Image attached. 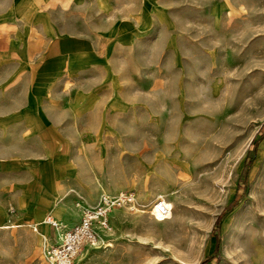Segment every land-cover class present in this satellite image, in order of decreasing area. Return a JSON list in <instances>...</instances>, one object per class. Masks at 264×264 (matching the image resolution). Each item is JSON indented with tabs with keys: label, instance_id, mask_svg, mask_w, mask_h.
<instances>
[{
	"label": "crops",
	"instance_id": "crops-1",
	"mask_svg": "<svg viewBox=\"0 0 264 264\" xmlns=\"http://www.w3.org/2000/svg\"><path fill=\"white\" fill-rule=\"evenodd\" d=\"M180 1L0 0V256L8 264L60 243L102 192L133 187L120 180L122 166L137 168L138 142L160 139L153 126L164 123L148 94L179 91L145 79L160 75L153 61L185 37L174 17ZM209 12L231 18L239 7L222 0ZM175 146L170 173L184 156ZM125 217L113 211L98 243Z\"/></svg>",
	"mask_w": 264,
	"mask_h": 264
},
{
	"label": "rangeland",
	"instance_id": "rangeland-1",
	"mask_svg": "<svg viewBox=\"0 0 264 264\" xmlns=\"http://www.w3.org/2000/svg\"><path fill=\"white\" fill-rule=\"evenodd\" d=\"M182 1L174 17L185 37L153 61L160 75L145 79L179 86L148 94L164 121L153 126L160 139L138 142L137 168L122 166L120 180L133 187L105 192L132 191L144 207L112 210L128 217L104 243L85 244L73 264H199L212 254L213 225L236 193L208 264H264V136L254 150L250 144L264 133V0H233L239 13L231 18L209 12L222 0ZM177 143L184 156L170 173ZM158 194L172 207L167 219L150 214ZM39 255L27 264H47ZM0 264L8 262L0 256Z\"/></svg>",
	"mask_w": 264,
	"mask_h": 264
},
{
	"label": "built area",
	"instance_id": "built-area-1",
	"mask_svg": "<svg viewBox=\"0 0 264 264\" xmlns=\"http://www.w3.org/2000/svg\"><path fill=\"white\" fill-rule=\"evenodd\" d=\"M144 207L132 191L116 194L102 192L96 201L83 204L79 222L61 235L60 243L44 250L47 264H73L74 259L85 244L96 245L101 232H109L111 225L109 214L114 209L139 210ZM171 207L161 198H156L150 206V214L154 218H166ZM46 221L53 227L58 223L50 216Z\"/></svg>",
	"mask_w": 264,
	"mask_h": 264
},
{
	"label": "trees",
	"instance_id": "trees-1",
	"mask_svg": "<svg viewBox=\"0 0 264 264\" xmlns=\"http://www.w3.org/2000/svg\"><path fill=\"white\" fill-rule=\"evenodd\" d=\"M263 136H264V133L263 134L261 133L259 135L258 139H252L251 140V143H250L251 144V150L255 149L259 139L262 138ZM249 164H250V160H247L245 162V166L247 167V166H249ZM242 181H244V180H242ZM242 181H240V180L238 181V189H239V185H241V188L244 190V185H243ZM236 203H237V193L235 194V197L233 198V200L223 208V210L221 211V213L219 214V216L217 217V219L213 225V228L211 231L212 237L214 240V248H213L212 254L205 257L203 260H201L199 262V264H208L211 260L216 258V255L219 251L220 223H221L223 217L232 210V208L236 205Z\"/></svg>",
	"mask_w": 264,
	"mask_h": 264
},
{
	"label": "bare ground",
	"instance_id": "bare-ground-1",
	"mask_svg": "<svg viewBox=\"0 0 264 264\" xmlns=\"http://www.w3.org/2000/svg\"><path fill=\"white\" fill-rule=\"evenodd\" d=\"M163 199V198H162ZM164 200V199H163ZM165 201V200H164ZM166 202V201H165ZM167 203V202H166ZM170 207H171V205L169 204V203H167ZM171 209H172V207H171ZM170 215H171V213H170ZM170 215L168 216V217H170ZM168 217H166V218H154V219H156V220H160V219H167Z\"/></svg>",
	"mask_w": 264,
	"mask_h": 264
}]
</instances>
